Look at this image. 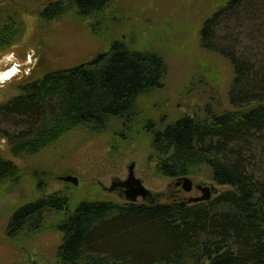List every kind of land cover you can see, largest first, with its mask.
<instances>
[{
	"label": "trees",
	"instance_id": "trees-1",
	"mask_svg": "<svg viewBox=\"0 0 264 264\" xmlns=\"http://www.w3.org/2000/svg\"><path fill=\"white\" fill-rule=\"evenodd\" d=\"M113 1L50 0L36 10L43 22L70 13L88 19L91 32L110 45L89 61L21 84L16 96L0 104V120L19 130L7 137L9 153L24 159L74 129L96 135L118 121L110 132L111 153L132 136L145 135L156 174L180 178L203 172L230 189L193 204L99 197L72 210L65 193L42 194L16 208L6 237H32L54 213L60 216L49 227L62 236L55 264H264V0H227L200 29V47L230 61L229 108L217 113L206 106L203 116L184 114L172 121L145 120L136 109L138 98L160 89L168 68L159 53L107 35L102 22ZM23 12L13 2L0 3V53L22 38ZM255 21L256 34L247 32ZM224 42L230 50L220 47ZM22 175L0 156V188L16 185ZM127 236L140 238L137 245L145 249L115 244Z\"/></svg>",
	"mask_w": 264,
	"mask_h": 264
},
{
	"label": "rangeland",
	"instance_id": "rangeland-1",
	"mask_svg": "<svg viewBox=\"0 0 264 264\" xmlns=\"http://www.w3.org/2000/svg\"><path fill=\"white\" fill-rule=\"evenodd\" d=\"M48 1L0 0L3 4L13 2L24 10L21 18L25 28L19 42L0 53V72L12 65L16 67L14 75L0 82V104L16 96L21 84L46 72L84 63L109 49V40L95 36L88 19H78L70 13L49 22L41 21L35 12ZM226 1L114 0L105 10L107 19L102 22V27L108 36L123 37L133 47L157 52L167 64V76L160 89L136 102V109L143 119L158 121L166 116L172 121L184 114L203 116L206 106L217 113L229 108L227 94L233 77L230 61L199 45L203 22ZM241 22L254 21L242 19ZM259 25V22L248 24L247 32L256 34ZM220 45L230 50L229 42ZM242 50L243 45L238 43L236 52ZM118 127L119 122L112 121L107 131L96 135L77 128L39 153L19 159L9 153L7 143V137L19 130L11 122L0 120V156L23 170L16 185L0 188V264H55L62 236L49 226L60 214H49L45 229L32 237L21 236L12 241L5 234L8 220L16 208L42 194L65 193L70 199V210L80 201L91 198L126 202L117 191L108 188L114 181L126 179L131 165L135 177L151 192L155 203L167 204L183 199L193 204V198L202 196L198 186L210 189L209 200L230 189L214 184L203 176V172L187 176L192 181L191 191L176 185L178 178L156 174L145 135L132 136L121 144L119 152L111 153L110 132ZM32 173L37 177L34 178ZM64 176L77 178V184L62 181L60 177ZM136 203L148 204L140 197ZM140 242V238L127 236L115 244L145 249L144 244L137 245Z\"/></svg>",
	"mask_w": 264,
	"mask_h": 264
},
{
	"label": "water",
	"instance_id": "water-1",
	"mask_svg": "<svg viewBox=\"0 0 264 264\" xmlns=\"http://www.w3.org/2000/svg\"><path fill=\"white\" fill-rule=\"evenodd\" d=\"M62 181L70 182L74 185L77 184V178L73 176H64L60 177ZM176 185H181V188L185 191H191L192 181L189 177H181L176 180ZM116 187H122L124 189L123 195L127 202L136 203L137 199H146L151 195V192L144 187L141 181L135 177L133 165L128 167V175L126 179L113 182L109 190H114ZM198 189L201 190L202 196L198 198H193L192 202L207 201L211 197V192L208 187L198 186Z\"/></svg>",
	"mask_w": 264,
	"mask_h": 264
},
{
	"label": "flooded vegetation",
	"instance_id": "flooded-vegetation-1",
	"mask_svg": "<svg viewBox=\"0 0 264 264\" xmlns=\"http://www.w3.org/2000/svg\"><path fill=\"white\" fill-rule=\"evenodd\" d=\"M117 181H120V180H116V181H114V182H117ZM108 190H109V188H108ZM114 190L117 191V193H118V195H119L120 197H121V196L124 197V195H123V191H124V189H123L122 187H116ZM144 201L147 202V203H155V200H154V198L152 197V194H151L148 198L144 199Z\"/></svg>",
	"mask_w": 264,
	"mask_h": 264
},
{
	"label": "bare ground",
	"instance_id": "bare-ground-1",
	"mask_svg": "<svg viewBox=\"0 0 264 264\" xmlns=\"http://www.w3.org/2000/svg\"><path fill=\"white\" fill-rule=\"evenodd\" d=\"M16 72L15 67H13L12 70L9 72H0V82L5 81L6 79L10 78L12 75H14Z\"/></svg>",
	"mask_w": 264,
	"mask_h": 264
}]
</instances>
